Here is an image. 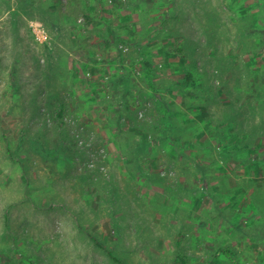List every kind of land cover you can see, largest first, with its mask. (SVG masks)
Segmentation results:
<instances>
[{
	"label": "rangeland",
	"instance_id": "1",
	"mask_svg": "<svg viewBox=\"0 0 264 264\" xmlns=\"http://www.w3.org/2000/svg\"><path fill=\"white\" fill-rule=\"evenodd\" d=\"M0 264H264V0H0Z\"/></svg>",
	"mask_w": 264,
	"mask_h": 264
},
{
	"label": "trees",
	"instance_id": "2",
	"mask_svg": "<svg viewBox=\"0 0 264 264\" xmlns=\"http://www.w3.org/2000/svg\"><path fill=\"white\" fill-rule=\"evenodd\" d=\"M190 75H187V77H186V80H190ZM93 239L95 240V242L98 244V245H100L101 247H103V248H105L104 247V245L96 238V237H94L93 236ZM107 251H108V253L110 254V256L112 257V258H114L115 260H118V261H121L120 260V258H118L115 254H114V252H112V250H110V249H107ZM123 263V262H122Z\"/></svg>",
	"mask_w": 264,
	"mask_h": 264
}]
</instances>
